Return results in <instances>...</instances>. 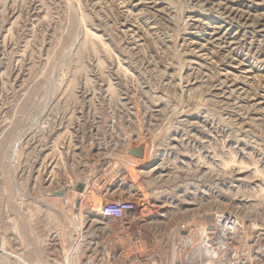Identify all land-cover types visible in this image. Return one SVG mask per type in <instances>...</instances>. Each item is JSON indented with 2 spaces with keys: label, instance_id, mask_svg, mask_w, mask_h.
<instances>
[{
  "label": "rangeland",
  "instance_id": "obj_1",
  "mask_svg": "<svg viewBox=\"0 0 264 264\" xmlns=\"http://www.w3.org/2000/svg\"><path fill=\"white\" fill-rule=\"evenodd\" d=\"M223 213L257 264L264 0H0V264H172Z\"/></svg>",
  "mask_w": 264,
  "mask_h": 264
},
{
  "label": "built area",
  "instance_id": "obj_2",
  "mask_svg": "<svg viewBox=\"0 0 264 264\" xmlns=\"http://www.w3.org/2000/svg\"><path fill=\"white\" fill-rule=\"evenodd\" d=\"M139 211L136 202L116 200L112 203L103 204L100 207L98 214L104 220H113L120 225L124 224L126 227L129 226V223L134 218L140 217ZM204 229L206 237L203 242L204 247L201 245V249H203L201 258L198 261H192L189 264H208L209 261H212V264H250L251 249L253 246L255 247V244L260 242V240L252 241V235L248 236L247 234L248 228H246L235 215L229 213L214 215L211 217L210 225L206 226ZM255 238L257 239L258 236L256 235ZM219 240H222L224 244H226L223 246L225 249H223L224 251L221 254L220 244L217 243ZM96 243L97 242H95L94 245ZM198 244L200 246V241H197L196 245ZM257 249L261 250V255L259 258L256 257L255 261L257 264H264L259 262V260L264 257V246ZM109 251L105 253L108 264L110 261ZM210 251H213L214 254L211 255ZM205 255L206 257H203ZM135 256L140 264H156L154 262V254H148L146 256L135 253ZM222 258L223 260L220 261ZM159 264L167 263L160 262Z\"/></svg>",
  "mask_w": 264,
  "mask_h": 264
},
{
  "label": "bare ground",
  "instance_id": "obj_3",
  "mask_svg": "<svg viewBox=\"0 0 264 264\" xmlns=\"http://www.w3.org/2000/svg\"><path fill=\"white\" fill-rule=\"evenodd\" d=\"M189 234L188 235L186 234V236H181L180 238H177L174 250L172 251V260H171L172 264H189L190 262L192 261L196 262L201 258V254L203 252V249H201V245H203V242L205 241L206 236L201 232V234H203L202 236L203 239L199 237L201 239L199 240L200 241V246H199V244L194 245L197 242V239H195L196 236L193 234H190V235ZM222 240L224 241L223 238ZM222 240L217 241V243L220 244V248H221L220 254L224 251L223 249H225L223 246L226 245L224 244ZM210 254L211 255L214 254L213 251H210ZM222 260L223 258L220 261ZM208 264H212V261H209Z\"/></svg>",
  "mask_w": 264,
  "mask_h": 264
},
{
  "label": "water",
  "instance_id": "obj_4",
  "mask_svg": "<svg viewBox=\"0 0 264 264\" xmlns=\"http://www.w3.org/2000/svg\"><path fill=\"white\" fill-rule=\"evenodd\" d=\"M76 190H77L78 192L81 191V190H82V184H78Z\"/></svg>",
  "mask_w": 264,
  "mask_h": 264
}]
</instances>
